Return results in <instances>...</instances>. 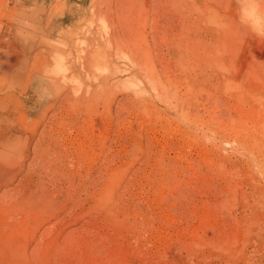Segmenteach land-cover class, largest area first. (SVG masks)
<instances>
[{
  "label": "rangeland",
  "instance_id": "rangeland-1",
  "mask_svg": "<svg viewBox=\"0 0 264 264\" xmlns=\"http://www.w3.org/2000/svg\"><path fill=\"white\" fill-rule=\"evenodd\" d=\"M0 264H264V0H0Z\"/></svg>",
  "mask_w": 264,
  "mask_h": 264
},
{
  "label": "bare ground",
  "instance_id": "bare-ground-1",
  "mask_svg": "<svg viewBox=\"0 0 264 264\" xmlns=\"http://www.w3.org/2000/svg\"><path fill=\"white\" fill-rule=\"evenodd\" d=\"M249 1V3H250V1H254V0H243V2H244V4H246V2H248ZM255 12H256V10H255ZM258 17V16H257ZM262 23V22H261Z\"/></svg>",
  "mask_w": 264,
  "mask_h": 264
}]
</instances>
